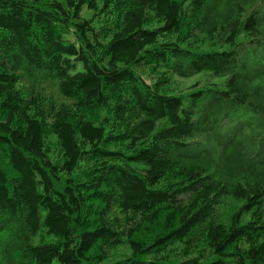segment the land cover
Here are the masks:
<instances>
[{
	"label": "trees",
	"instance_id": "obj_1",
	"mask_svg": "<svg viewBox=\"0 0 264 264\" xmlns=\"http://www.w3.org/2000/svg\"><path fill=\"white\" fill-rule=\"evenodd\" d=\"M0 264H264V0H0Z\"/></svg>",
	"mask_w": 264,
	"mask_h": 264
},
{
	"label": "rangeland",
	"instance_id": "obj_2",
	"mask_svg": "<svg viewBox=\"0 0 264 264\" xmlns=\"http://www.w3.org/2000/svg\"><path fill=\"white\" fill-rule=\"evenodd\" d=\"M198 80V77H192V78H188V79H181V80H178L177 83H176V89L177 92H187L190 90V87L195 84Z\"/></svg>",
	"mask_w": 264,
	"mask_h": 264
}]
</instances>
